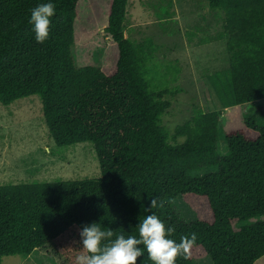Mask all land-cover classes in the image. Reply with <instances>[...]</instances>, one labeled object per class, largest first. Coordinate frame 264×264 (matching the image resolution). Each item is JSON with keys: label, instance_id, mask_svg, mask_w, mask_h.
<instances>
[{"label": "trees", "instance_id": "1", "mask_svg": "<svg viewBox=\"0 0 264 264\" xmlns=\"http://www.w3.org/2000/svg\"><path fill=\"white\" fill-rule=\"evenodd\" d=\"M206 1L217 27L198 44L221 46L224 55L217 57L225 64L204 63L203 70L230 115L196 106L169 127L164 117L181 68L156 58L153 36H126L129 0H0V102L39 96L56 146L91 142L102 173L0 184V264L47 246L64 264H76L83 226L138 237L137 226L150 214L175 227L176 242L197 234L191 259L176 264L204 257L212 264H256L264 257V125L250 114L240 120L236 109L264 99V0ZM48 2L55 15L40 44L30 14ZM94 11L106 14L107 62L78 66L77 29L98 22ZM154 13L172 19L175 9L165 2ZM222 120L226 154L219 148ZM152 198L164 207L149 211ZM180 200L194 219L183 218ZM137 264H153L146 249Z\"/></svg>", "mask_w": 264, "mask_h": 264}, {"label": "rangeland", "instance_id": "2", "mask_svg": "<svg viewBox=\"0 0 264 264\" xmlns=\"http://www.w3.org/2000/svg\"><path fill=\"white\" fill-rule=\"evenodd\" d=\"M165 2L175 9L172 19H158L154 13ZM93 16L98 22L89 30L80 32L77 29L73 54L78 66L107 62V36L103 32L106 14L101 18L99 12L94 11ZM126 18L127 37L153 36L160 47L156 58L165 64L174 61L181 68L178 78L171 84L179 89L164 117L166 125L173 127L184 121L196 106L206 111L219 110L223 118L229 117L230 113L222 106L203 70L204 63L217 69L225 64L217 57L224 55L221 46L198 44L202 36L215 34V29L208 32V28L217 27V14L206 0H129ZM236 109L241 113L240 120L243 114H250L264 125V99ZM225 125L226 120H222L219 148L223 154L228 152L227 142L223 140ZM101 175L100 162L91 142L56 146L45 123L39 96L25 97L9 105L0 102V184L78 180ZM177 209L184 219H194V212L182 200L178 201ZM3 264H64V259L47 246L30 256H6ZM193 264L212 262L204 257L195 259ZM256 264H264V257Z\"/></svg>", "mask_w": 264, "mask_h": 264}, {"label": "clouds", "instance_id": "3", "mask_svg": "<svg viewBox=\"0 0 264 264\" xmlns=\"http://www.w3.org/2000/svg\"><path fill=\"white\" fill-rule=\"evenodd\" d=\"M54 15L55 5L51 2L38 4L31 10L29 22L37 43L43 44L49 39ZM164 204L163 199L152 198L147 209L163 208ZM137 230L138 237H125L112 229H102L96 223L83 226L80 232L82 250L76 257V264H137L144 255V249L153 264H176L180 257L191 259L192 249L197 244L196 233L182 235L179 242L170 238L175 234V227H166L155 214L143 218Z\"/></svg>", "mask_w": 264, "mask_h": 264}]
</instances>
